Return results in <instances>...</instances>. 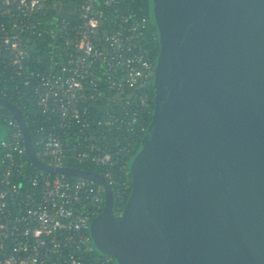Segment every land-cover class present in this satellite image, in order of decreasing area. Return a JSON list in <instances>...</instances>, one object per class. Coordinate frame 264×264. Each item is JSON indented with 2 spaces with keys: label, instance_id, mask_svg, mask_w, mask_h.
Instances as JSON below:
<instances>
[{
  "label": "water",
  "instance_id": "95a60500",
  "mask_svg": "<svg viewBox=\"0 0 264 264\" xmlns=\"http://www.w3.org/2000/svg\"><path fill=\"white\" fill-rule=\"evenodd\" d=\"M159 51L150 124L129 161L121 214L98 171L32 163L94 180L105 206L91 241L115 264H264V0H148ZM10 130L0 122V143Z\"/></svg>",
  "mask_w": 264,
  "mask_h": 264
},
{
  "label": "built area",
  "instance_id": "2783aa9c",
  "mask_svg": "<svg viewBox=\"0 0 264 264\" xmlns=\"http://www.w3.org/2000/svg\"><path fill=\"white\" fill-rule=\"evenodd\" d=\"M65 4L0 0V98L22 110L27 126L36 103L45 122H32L42 161L98 166L115 199L126 202L129 161L155 102L156 59L144 42L150 19L143 0H79L75 18ZM11 114L0 109L10 129L0 143V264H115L91 241L104 186L28 172L24 134Z\"/></svg>",
  "mask_w": 264,
  "mask_h": 264
},
{
  "label": "trees",
  "instance_id": "16d2710c",
  "mask_svg": "<svg viewBox=\"0 0 264 264\" xmlns=\"http://www.w3.org/2000/svg\"><path fill=\"white\" fill-rule=\"evenodd\" d=\"M143 1H144V11L143 12L150 19L149 2H148V0H143ZM65 2H66L65 7L67 9V11L65 10L66 14H68L70 17L75 18L76 15H77L79 0H65ZM145 36L146 37H144V42H145L146 46L150 49V52H151L152 56L156 59L157 55H158V51H159V44H158L156 28L152 24L151 20H150L149 27L146 29ZM153 95H154V89H153ZM0 109L3 112V114H11L12 113L7 107H5L3 105H0ZM28 113H29L30 117L27 118V121L29 123V125L27 127L29 129V132H30V135H31V137L33 139V142L35 143L36 151L38 152V150H40V149H39V147L37 146L36 143L40 139L41 134H39V132H37L33 128L32 122L45 124L44 116H43L42 113L38 112V108L36 107V103L35 102H30ZM151 117L152 116H149V118H148L149 122L151 121ZM139 144H140V142H139ZM139 144L137 145V147L135 149V152H136ZM26 160H27V171L28 172L29 171H32V172L33 171H38V172H43V173L50 172V171H45V170H42V169L36 167L32 163V161L30 160L28 154H26ZM70 162H69L70 165H73V166L78 167V168L90 169V170H95V171H98V172H104V170L102 168H100L98 166H95V165H91L89 163L78 164L75 159L70 160ZM117 176H120V173H118ZM67 177L70 178V179L79 178L78 176H70V175H67ZM125 204H126V202H120L118 199H115V208L117 209V211H122L124 209Z\"/></svg>",
  "mask_w": 264,
  "mask_h": 264
}]
</instances>
